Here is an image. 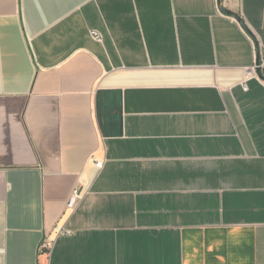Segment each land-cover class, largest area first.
Returning <instances> with one entry per match:
<instances>
[{
	"label": "crops",
	"instance_id": "1",
	"mask_svg": "<svg viewBox=\"0 0 264 264\" xmlns=\"http://www.w3.org/2000/svg\"><path fill=\"white\" fill-rule=\"evenodd\" d=\"M260 48L264 0H0V264H264Z\"/></svg>",
	"mask_w": 264,
	"mask_h": 264
},
{
	"label": "built area",
	"instance_id": "2",
	"mask_svg": "<svg viewBox=\"0 0 264 264\" xmlns=\"http://www.w3.org/2000/svg\"><path fill=\"white\" fill-rule=\"evenodd\" d=\"M91 35L95 40L102 41V34L99 31L92 30ZM245 75H246V80L250 78H259V79L264 78V48H260L257 50L256 61L252 66L247 67L245 69ZM244 88L247 89V86L245 85ZM92 161L99 170H102L106 163L105 158H99L98 156H93ZM87 193L88 190L82 187L74 188L67 204V211L70 213V215L78 210L80 204L82 203ZM64 232L70 233V231L65 230L63 225L56 226L55 233L57 235ZM54 242H55V236L52 235L45 236L40 246L41 252H49L53 247Z\"/></svg>",
	"mask_w": 264,
	"mask_h": 264
},
{
	"label": "water",
	"instance_id": "3",
	"mask_svg": "<svg viewBox=\"0 0 264 264\" xmlns=\"http://www.w3.org/2000/svg\"><path fill=\"white\" fill-rule=\"evenodd\" d=\"M219 2H221V0H219Z\"/></svg>",
	"mask_w": 264,
	"mask_h": 264
}]
</instances>
